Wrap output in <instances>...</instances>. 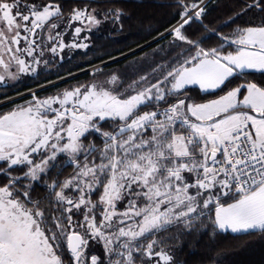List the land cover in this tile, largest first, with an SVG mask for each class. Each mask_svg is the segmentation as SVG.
Instances as JSON below:
<instances>
[{
	"label": "snow or ice",
	"instance_id": "obj_1",
	"mask_svg": "<svg viewBox=\"0 0 264 264\" xmlns=\"http://www.w3.org/2000/svg\"><path fill=\"white\" fill-rule=\"evenodd\" d=\"M209 3L175 0L159 33L174 55L131 83L77 65L90 80L8 97L0 264H182L173 239L264 236V0H238L220 28ZM130 17L117 0H0V86L38 83Z\"/></svg>",
	"mask_w": 264,
	"mask_h": 264
},
{
	"label": "trees",
	"instance_id": "obj_2",
	"mask_svg": "<svg viewBox=\"0 0 264 264\" xmlns=\"http://www.w3.org/2000/svg\"><path fill=\"white\" fill-rule=\"evenodd\" d=\"M77 2L83 4L88 2V0H77ZM117 2L131 13L130 18H125L122 32H116L115 30L108 32L105 30L100 35H96L93 32L90 34L92 38L89 41L90 49L87 52L75 50L71 53L72 60L69 62L66 59L62 67H58L55 64L50 65L49 72L42 76L38 83L27 79L24 83L9 85L7 89L0 87V100L17 94V92L26 91L44 82L57 80L61 76H67L69 70L76 74L81 71L77 65L86 69L93 65L104 63L119 55L134 51L157 38L159 33L164 32L166 27H170L171 24L176 23V10L172 7L175 0H117ZM237 4L238 0H210L209 11L211 15L205 18V23L208 24L209 28H220L222 22L236 9ZM241 23H244V21L242 20ZM189 31L203 34L199 23L194 24ZM223 31L227 35L232 31V28H223ZM85 34L87 33H82V36ZM194 38L196 37L194 36ZM67 40H69V36ZM170 40L171 37L157 39L121 59L106 64V66L104 65L105 71L107 72L109 68H114L115 71L120 73L125 84L131 83L136 78L137 72L150 73L154 64L170 59L174 55V53L168 51ZM209 43L214 46L216 41L212 40ZM161 48L165 51H160ZM133 59L136 60L138 66H134V63L127 64V67L124 65V63ZM57 73H59V76ZM75 76V79L71 78L61 81L47 89L40 90L38 93L54 92L70 85H75V83H82L91 79V75H85V73ZM249 79L258 80L260 79V75L254 74ZM198 91V89H195L192 94L196 95ZM207 98L211 99L215 97L210 96ZM10 106L12 105L9 102L1 104L0 111ZM71 171L72 169L69 168L66 175ZM174 235V233H167L164 238L167 240L169 236ZM170 243L179 244L174 251L176 258L182 264H227L229 262L231 264H239L244 261H246L245 263L249 261V264H264V236H237L232 233H223L213 240H208L206 236H184L179 241L173 239ZM255 254L257 255L255 256ZM251 255H254L252 259L250 258Z\"/></svg>",
	"mask_w": 264,
	"mask_h": 264
},
{
	"label": "rangeland",
	"instance_id": "obj_3",
	"mask_svg": "<svg viewBox=\"0 0 264 264\" xmlns=\"http://www.w3.org/2000/svg\"><path fill=\"white\" fill-rule=\"evenodd\" d=\"M67 37L68 36H66L65 37V42L66 43H68V42H70V35H69V40H67ZM138 49V48H137ZM66 51H68L67 49H65V52ZM129 53L131 54L132 53V51L131 52H128V53H125V54H123V55H119V56H117V57H115V58H112V59H110V60H108V61H115L116 59H121V57L123 58L124 57V55H129ZM136 59V58H135ZM135 59H133V60H130L129 62H127V63H124V65H126V67H127V64H130V63H134L135 65L134 66H138V64L136 63V60ZM135 60V61H134ZM107 62V61H106ZM106 62H104V63H106ZM104 63H100V64H96V65H100L101 67H104V65H106V64H104ZM109 64V63H108ZM90 68L91 67H88V68H86L85 70H90ZM107 72H112V73H118V74H120L118 71H115L114 70V68H109L108 70H107ZM80 73H84V71H80V72H78V73H76L75 75H77V74H80ZM65 77V79H60V78H58L57 80H51V83H49V81L48 82H44V83H42V84H40V85H38V86H35V87H33V88H30L31 90H34V91H36V93H37V95L38 96H40V97H45V96H48V95H53V94H55L57 91H54V92H49V93H44V94H39L38 92L40 91V90H42V89H47V88H49V87H51V86H53V85H55V84H57V83H59V82H61V81H64V80H68V79H71L72 77L71 76H69V75H67V76H64ZM27 80V79H26ZM75 84H77V83H75ZM10 85H13V84H10ZM74 85V84H73ZM72 85H70V86H68V87H66V88H69V87H71ZM0 87H2V86H0ZM20 93H22L23 94V98L21 97V96H18L17 94H14V95H12V96H8V97H13V98H15L16 99V101H19L18 103H23L24 102V99L26 98V99H30L31 97H30V95H29V89L28 90H26V91H23V92H20ZM8 97H6V98H4L3 100H0V105L1 104H4V103H7V102H9L8 101ZM21 100V101H20ZM10 103V102H9ZM10 107H12V106H10ZM10 107H8V108H6V109H4V110H1L0 111V113H2V112H5V111H7V110H9V108ZM255 250V249H254ZM250 251V250H249ZM260 251V250H259ZM248 252V251H247ZM257 254H255V256H256ZM258 255H261V254H258ZM232 256V255H231ZM253 256L254 255H251V259L253 258ZM236 259V258H235ZM234 259V260H235ZM233 260V261H234ZM225 261V260H224ZM246 261H244L243 263L244 264H249V261H247V263H245ZM243 263H239V264H243ZM251 263V262H250ZM227 264H231L230 262L229 263H227Z\"/></svg>",
	"mask_w": 264,
	"mask_h": 264
},
{
	"label": "water",
	"instance_id": "obj_4",
	"mask_svg": "<svg viewBox=\"0 0 264 264\" xmlns=\"http://www.w3.org/2000/svg\"><path fill=\"white\" fill-rule=\"evenodd\" d=\"M157 39H159V36H158L157 38H155L154 40L150 41L149 43H147V44H145V45H143V46L139 47L138 49H140V48H143V47L147 46L148 44H150V43L154 42V41H155V40H157ZM138 49H136V50H138ZM136 50H134V51H136ZM134 51H132V52H134ZM129 54H130V53H129ZM124 56H126V55H124ZM121 58H122V57H121ZM116 60H118V59H116ZM111 62H113V60H112V61H107V62H106V63H104V64H108V63H111Z\"/></svg>",
	"mask_w": 264,
	"mask_h": 264
}]
</instances>
